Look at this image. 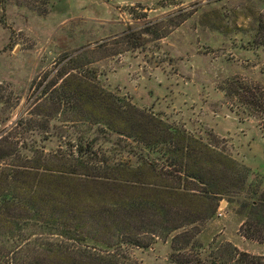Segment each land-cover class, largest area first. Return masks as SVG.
Returning <instances> with one entry per match:
<instances>
[{"label":"trees","instance_id":"obj_1","mask_svg":"<svg viewBox=\"0 0 264 264\" xmlns=\"http://www.w3.org/2000/svg\"><path fill=\"white\" fill-rule=\"evenodd\" d=\"M254 18L250 42L264 47V15ZM77 62L61 58L62 69L38 82L26 129L42 124L43 132L45 115L68 113L86 126L81 137L45 152L0 135V264H124L116 251L122 243L148 247L158 238L168 241L172 264H264V255L230 242L197 243L193 230L224 197L241 214V234L264 243L263 173L251 178L217 145L103 89ZM262 88L222 89L259 118Z\"/></svg>","mask_w":264,"mask_h":264},{"label":"rangeland","instance_id":"obj_2","mask_svg":"<svg viewBox=\"0 0 264 264\" xmlns=\"http://www.w3.org/2000/svg\"><path fill=\"white\" fill-rule=\"evenodd\" d=\"M260 14L259 0H0V135L45 152L83 135L86 126L68 113L45 115L43 132L42 124L26 129L38 82L73 55L103 89L217 145L249 167L251 178L264 175V116L246 113L223 90L232 83L264 88V47L250 42ZM163 158L156 160L166 165ZM241 219L221 197L214 213L195 222V239L264 255V243L241 234ZM116 251L124 264H172L160 238Z\"/></svg>","mask_w":264,"mask_h":264}]
</instances>
